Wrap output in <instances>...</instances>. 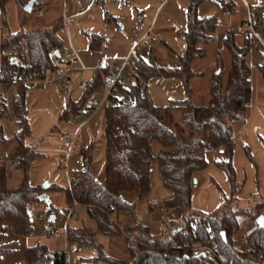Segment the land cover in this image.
Segmentation results:
<instances>
[{
	"label": "trees",
	"instance_id": "16d2710c",
	"mask_svg": "<svg viewBox=\"0 0 264 264\" xmlns=\"http://www.w3.org/2000/svg\"><path fill=\"white\" fill-rule=\"evenodd\" d=\"M209 0H189L187 11V28L182 31L185 40V54L182 66L167 69L144 61L140 54L135 56L137 76L135 83L121 89L106 108L105 169L101 177L93 170L91 148L82 151L85 168L72 173L70 189L66 190L68 204L77 201L94 221L95 229L88 227L71 228L67 237L69 242L79 247H94L97 234L108 237H124L118 225L110 222L111 215L117 211H127L135 215V206L123 199L124 193L136 194L137 200L150 192L152 188V162L159 163L162 183L173 192L168 202L169 208L182 210L184 218L179 224L166 227L164 235L152 238L146 227L135 225L124 229L135 240L126 238L128 259L107 256L101 252L98 260L107 264H213L197 247L202 244L210 232L215 234L218 253L224 264H264V231L258 226L245 236L251 252H246L236 245V233L239 231L240 216H248L254 221L264 211V196H254L247 205H240V187L231 155L216 161L230 183L231 196L226 198L216 212L204 213L194 210L192 198L195 192L194 178L206 170L208 161L206 153L215 151L230 141L234 136L233 122L245 121L247 107L251 100V67L249 41L240 46L236 30L226 31L223 46L232 57L231 69L223 83L222 69L214 73L210 81V101L207 105H197L193 101V81L204 77L203 72L194 71L195 61L203 60L207 55V46L215 43L220 23L217 17H199L198 10L202 3ZM9 0H0L2 19L7 25L6 7ZM24 8L26 3L17 0ZM224 12L233 13L235 3L218 2ZM36 4V2H35ZM264 11V4L254 10L258 16ZM119 19L106 15L107 23H118ZM63 21L56 22L45 30L19 32L11 35L2 45L0 70L10 73L17 64L42 71L44 74L56 73L53 58L56 52L65 46L59 40L57 31ZM259 32H264V21L256 23ZM89 50L101 52L105 49L106 37L88 34ZM12 47L9 49V46ZM9 49V50H8ZM8 51V52H7ZM220 58V56H218ZM110 72V66L96 69L91 85L75 101L71 98L61 116L68 119L82 110H90L91 94L99 91L102 74ZM154 79L177 80L181 83L186 98L171 100L165 107L159 106L151 92L141 82L148 83ZM29 89L18 87L13 102V116L18 128L14 135L15 151L22 162L15 170L22 172L20 184L10 189L7 164L0 163V233L11 232L18 236H28L31 231L29 207L31 203L41 202L40 196L49 194L48 190L36 189L29 182L32 163L39 155L29 152L25 140L32 135L26 96ZM6 106V99L0 91V112ZM161 149L156 151L155 144ZM8 144L4 128L0 126V152ZM232 147V146H231ZM246 157L253 164L256 183L260 189L261 178L259 164L250 145L244 144ZM219 189V186L216 185ZM51 201V198H50ZM44 203V202H42ZM51 212L52 202L45 203ZM199 219L197 227L193 222ZM14 245L0 246V259L3 255L16 252ZM24 264H68L65 253L51 252L47 246L37 245L25 252Z\"/></svg>",
	"mask_w": 264,
	"mask_h": 264
},
{
	"label": "rangeland",
	"instance_id": "374dc122",
	"mask_svg": "<svg viewBox=\"0 0 264 264\" xmlns=\"http://www.w3.org/2000/svg\"><path fill=\"white\" fill-rule=\"evenodd\" d=\"M30 1L22 0L23 3H26V6ZM42 3L43 10L41 9ZM136 4H138L137 0H105L83 16L70 20L66 19L67 27H60L57 31V36L63 44L68 46V31L72 45L77 52L83 48H89L87 35L99 34L105 36L103 32L108 25L106 15L110 14L119 19L118 27L126 41H129L132 32L135 30L139 34L145 35L149 33L150 27L153 28L151 29V37L156 38L158 44L141 50L140 57L144 61L167 69L180 68L185 54V40L182 31L187 28L189 0H172L169 5H164L160 9L153 26L150 4L146 5V9L139 8V12ZM25 7L21 8L17 0H9L6 7L7 25L3 22L0 9V62L2 45L11 35L22 31L49 29L63 15L62 0H38L31 12L25 11ZM116 14H121L122 17ZM198 15L201 18L215 16L220 23V28L215 35V43L207 46L206 57L203 60L195 61L192 65L194 71L204 73V77L196 79L193 85L197 95L195 103L205 105L207 104V99H204L203 93L210 95V81L214 73H218L222 69V80L225 83L227 74L231 69L232 57L223 46L222 40L224 30L232 28L236 18H233L234 16L228 12H222L212 2L202 3L199 7ZM142 26L147 27L143 29ZM11 47L12 45L9 46V49ZM110 63L112 64L113 61L110 60ZM83 66L86 67L84 63ZM87 76L89 77L90 75ZM2 93L6 99V106L2 110L10 112L12 122L9 124L0 123L8 139V144L2 147L1 153L7 157H12L14 154H19L15 151L13 140L14 135L18 131L16 119L13 116V102L17 89L11 87L3 90ZM79 95L80 92H75L72 99H77ZM69 96V93L61 90H29L27 93L26 104L29 111L32 135L26 138L25 144L29 147L30 153H39L32 163L29 182L36 189H44L45 185H51L53 190L49 191L48 195L51 198L52 206L51 212H49V207L45 203L34 202L30 204L29 212L32 231L28 236H18L11 232L0 233V246L14 245L12 247L16 250L13 254L3 255L0 259V264H24L27 249L37 245L47 246L53 253H65L68 264H107L100 260L90 262L92 259L98 258L101 252L107 256L120 259L129 258L125 236L108 237L97 234L93 237L94 247H79L76 243L68 241L67 232L69 226H67L65 219L52 223L53 215L57 212L67 215V206L69 204L66 199V190L71 187L69 175L85 168L82 151L91 148L90 154L93 157V170L96 176L101 177L105 169V112L106 108L113 105V102L108 101L97 111H89V120L82 126L84 121L81 119L79 123H74L73 118L77 116L76 114L68 119H61L68 104ZM62 134L78 136L74 153L68 166L62 162L61 155L56 152L63 148ZM155 148L156 151H159L161 146L156 143ZM210 154L207 152L206 156ZM9 177L8 186L13 189L20 184L22 172L15 170L9 173ZM151 181L152 188L150 192L139 200H137L134 193L123 194V199L128 204L135 206L134 216H130L127 211H115L111 216L122 228L140 225L147 228L152 238H160L164 235L168 225L181 223L184 215L181 209L167 206L168 202L173 198V192L164 187L157 160L152 162ZM214 184L218 185L216 182ZM239 199L241 206H249L245 205L247 201L240 198V195ZM79 211L80 215L70 223V227H88L93 231L96 227L94 221L89 218L85 211L80 210V208L78 213ZM51 223L54 226V230L53 233H48L47 228ZM239 223L240 228L236 233V245L242 249L244 245L241 243L240 237L245 236L255 228L257 222L248 216H240Z\"/></svg>",
	"mask_w": 264,
	"mask_h": 264
},
{
	"label": "crops",
	"instance_id": "0c3cea01",
	"mask_svg": "<svg viewBox=\"0 0 264 264\" xmlns=\"http://www.w3.org/2000/svg\"><path fill=\"white\" fill-rule=\"evenodd\" d=\"M37 1L38 0H36L35 2L37 3ZM103 1L105 0H62L63 15L60 18V20L63 21V26L67 27L66 19L70 20L83 16L88 12H90V10H92L93 8H96L99 3L101 2L103 3ZM137 1L138 4H136L137 5L136 7L138 9L139 8L146 9L147 8L146 5L150 4V11L152 13V19H153L152 26L155 20L157 19L160 9L164 5L167 6L172 2V0H137ZM147 1L149 4L147 3ZM214 1L215 2L209 0L207 2H212L216 4L222 12L224 11L221 9L218 2L225 1V2L235 3L234 12L233 13L228 12L229 14L234 16L233 18H236L235 23L233 24L232 28H227L224 30L223 33V39H224L227 30L230 29L236 30L238 27H241L244 24L247 18V8L241 0H214ZM245 1L247 5L250 7V9L253 10V12L262 4H264V0H245ZM41 5H42L41 9L43 10L44 9L43 3ZM140 9L138 10V12L140 11ZM116 15L121 16V14H116ZM118 26H119L118 23H108L106 29L103 32L106 37L105 49L103 51L95 53V52H91L89 48H83L78 52L81 61L86 65L88 70L77 71L74 73L75 83L71 91L65 92L61 90L59 87L51 91L61 90L65 93H69L70 94L69 97L71 99L75 92H80L78 98L75 99V101H77L83 92V90L79 88V82L81 80L93 81V79L95 78L96 69L104 68L107 65H109L111 69V66L114 63L123 60L133 49L135 45V39L131 35L129 41H126L125 37L121 33ZM146 27L147 26H142L143 29H146ZM151 29L153 28L150 27L149 30ZM67 33H68V41H69V38L71 40V37L68 31ZM262 37L264 40V32L262 33ZM237 42L240 46H242L245 42V37L243 35L237 34ZM64 46L66 45L64 44ZM151 46L154 45H150L149 47ZM110 60L113 61L112 64L110 63ZM249 63L251 67L250 107L247 110V118L245 121L233 122L232 124L234 130L233 138L235 142L232 145V147L227 149V155H231L233 166L236 171L237 182L240 187V198L247 201V204L249 203L250 199H252L254 196H258V195H261L262 197L264 196V51L251 50L249 55ZM87 75L90 76L88 77ZM141 84L148 88V90L153 95L156 103L161 107L167 106L171 100H184L186 98V92L184 91L181 83L177 80L154 79L148 82L147 84L143 82H141ZM192 86L194 88L193 84ZM5 89L8 88H4L3 90ZM44 91H48V90H44ZM196 96L197 95L195 94V89H194V94H193L194 103ZM203 96L204 99H207V104H208L210 101V95L208 96L207 93H203ZM244 144L250 145L258 161L260 178H261L260 189H258L256 183V174H255L254 166L250 162V160L246 157L245 152L243 150ZM209 153L211 154L206 156V159L208 161V166L206 170L197 174L195 177L198 180V185L195 188V192L192 198L193 209L204 213L216 212L224 203L225 199L231 196V187L227 179V176L215 164L216 161L223 160L226 157L224 155H218L215 151H211ZM214 182L218 184L219 189L214 184ZM82 210L85 211V209L83 208ZM79 215H80V211H79ZM262 215H264V211L262 212Z\"/></svg>",
	"mask_w": 264,
	"mask_h": 264
},
{
	"label": "built area",
	"instance_id": "2783aa9c",
	"mask_svg": "<svg viewBox=\"0 0 264 264\" xmlns=\"http://www.w3.org/2000/svg\"><path fill=\"white\" fill-rule=\"evenodd\" d=\"M247 8V18L241 27L236 29V34L243 35L246 40L249 41L251 50H263L264 51V40L262 33L258 31L256 23L259 19L264 21V11L256 16L252 9L247 5L245 0H241ZM132 37L135 39V45L130 51L128 56L114 63L111 66L110 72L107 74H102V83L100 85V90L93 92L91 94L90 110L79 111L73 118L74 123H79V120H83L85 125L88 120L89 111H97L99 108L104 106L108 101H114L115 97L118 95L121 89L130 88L136 81L137 68L135 56L140 54L143 48H148L150 45L158 44L156 38L151 37V30L145 35H139L135 30L132 32ZM59 55H54L53 64L57 69L56 73L44 74L42 71L27 67L23 64H17L10 73L0 70V91L4 88L11 87H26L29 90H54L59 87L65 92L72 90L75 79L74 73L77 71H87L88 69L83 66V63L79 57L78 52L72 45V41L69 38L68 46H65L62 50L58 51ZM96 72V70H95ZM92 81L81 80L79 82V88L83 91L86 90ZM247 109L250 107V103L246 105ZM5 122L7 124L12 122V116L9 111L0 112V123ZM81 126V127H82ZM78 136H72L69 134H62L63 148L57 151L61 155L62 162L68 166L70 159L73 156L75 145L77 143ZM234 138L230 141L222 144L218 150V155H225L227 149L234 144ZM18 154L12 157H7L5 154L0 152V163L7 164L8 172H14L17 167H21L23 164L17 158ZM73 177L69 175V181L71 183ZM80 204L74 201L72 204L67 206V215H63L61 212H57L53 215L52 223L58 220L65 219L67 226L76 218H78V209ZM163 210V209H162ZM110 222L118 225L115 220L110 217ZM49 224L47 228L48 233H53L54 226ZM199 219L193 222V227H197ZM122 231L125 238L135 240L129 235V233L124 230L120 225H118ZM241 243L244 245V250L246 252H251V248L247 245L246 236H242L240 239ZM197 251L204 253L213 264H224L219 253L217 244L215 241V234L210 232L205 241L198 246Z\"/></svg>",
	"mask_w": 264,
	"mask_h": 264
},
{
	"label": "water",
	"instance_id": "95a60500",
	"mask_svg": "<svg viewBox=\"0 0 264 264\" xmlns=\"http://www.w3.org/2000/svg\"><path fill=\"white\" fill-rule=\"evenodd\" d=\"M35 1L36 0H31L29 3H28V5L25 7V11H27V12H31L32 11V9H33V6L35 5ZM211 1H213V2H215L214 0H211ZM56 55H59V52H56ZM218 74H219V72H218ZM193 183H194V188H196L197 187V185H198V180L196 179V178H194V181H193ZM51 188V185H45L44 186V190H48V189H50ZM40 201L41 202H44V203H47V204H50L51 203V201H50V196L47 194V193H44V194H42L41 196H40ZM53 220V219H52ZM256 222H257V226L261 229V230H263L264 231V216H260V217H258V219L256 220Z\"/></svg>",
	"mask_w": 264,
	"mask_h": 264
}]
</instances>
